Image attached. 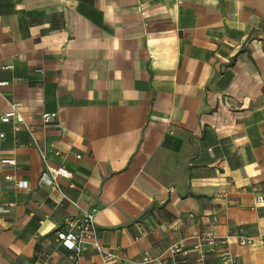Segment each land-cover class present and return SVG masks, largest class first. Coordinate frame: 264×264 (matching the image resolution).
Returning <instances> with one entry per match:
<instances>
[{
    "label": "crops",
    "instance_id": "obj_1",
    "mask_svg": "<svg viewBox=\"0 0 264 264\" xmlns=\"http://www.w3.org/2000/svg\"><path fill=\"white\" fill-rule=\"evenodd\" d=\"M1 81L0 264H103L55 239L91 211L113 264H264V0H0Z\"/></svg>",
    "mask_w": 264,
    "mask_h": 264
},
{
    "label": "built area",
    "instance_id": "obj_2",
    "mask_svg": "<svg viewBox=\"0 0 264 264\" xmlns=\"http://www.w3.org/2000/svg\"><path fill=\"white\" fill-rule=\"evenodd\" d=\"M6 69L5 67H2ZM10 82L1 81L0 90L8 86ZM56 117V113L44 114L43 119L49 121ZM2 123H12L15 129L24 126V117L20 111V105L16 102L9 104L8 109L1 116ZM45 159L46 155L42 154ZM4 162L16 164L14 159L5 160ZM72 174L65 167L60 168H46L40 176L41 185L45 186L56 195L58 202L63 203L66 200V192L62 180H71ZM17 186L21 188L27 187V182H17ZM70 187H74L70 184ZM264 198L259 196L256 198V203H261ZM56 241L62 245L69 252V261L77 263L86 251H92L101 256L103 264H113L116 259V254L113 250L106 248L99 236L97 224L95 222V212L91 211L79 217H66L62 225L55 232ZM226 239H221L214 236L212 233H207L201 237L193 250L199 255L200 260H204L206 255L210 252H217L225 264H236L235 259L231 256L230 252H222V246L226 244ZM248 242L241 240V244L245 245ZM169 251L174 256H179L183 260L190 255V250L185 248L181 243H176L169 248ZM169 264L167 261L160 258L151 259L144 258L141 262H130L126 264ZM170 264H179L174 260Z\"/></svg>",
    "mask_w": 264,
    "mask_h": 264
}]
</instances>
